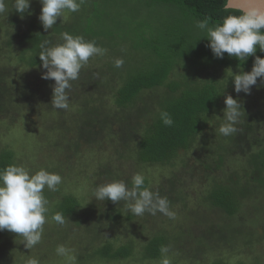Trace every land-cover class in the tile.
Segmentation results:
<instances>
[{
	"label": "trees",
	"instance_id": "1",
	"mask_svg": "<svg viewBox=\"0 0 264 264\" xmlns=\"http://www.w3.org/2000/svg\"><path fill=\"white\" fill-rule=\"evenodd\" d=\"M6 2L8 13L0 16V144L9 131L22 133L28 153L38 158L29 161L24 152L25 168L62 177L57 191L44 190L46 215L63 212L78 228L85 225L91 251L73 260L132 259L139 237L142 260H161L160 249L168 246L172 264H264V104L229 94L232 75L221 72H250L264 52L257 48L243 64L227 53L216 58L195 27L206 16L211 25L239 13H226V0H83L79 11H64L45 30L39 0H30L23 14L12 9L14 0ZM64 32L107 51L89 59L71 82L69 109L57 110L51 106L55 81L41 78L46 70L38 54L44 41L48 47L63 43ZM118 58L124 61L119 68ZM229 95L244 113L237 132L225 137L218 129ZM161 111L171 115L172 126L162 123ZM19 123L24 128L16 132ZM86 161V195L65 193L63 184L80 175L76 168ZM129 161L167 171L156 185L145 178V186L169 200L181 218L175 225H164L167 216L160 213L136 216L124 201L93 198L98 185L123 180L132 187ZM21 164L15 151L0 146V169ZM117 226L131 234L125 244L96 245ZM8 233L0 230V243L11 245L2 238ZM8 256L1 251L0 262L7 264Z\"/></svg>",
	"mask_w": 264,
	"mask_h": 264
},
{
	"label": "clouds",
	"instance_id": "2",
	"mask_svg": "<svg viewBox=\"0 0 264 264\" xmlns=\"http://www.w3.org/2000/svg\"><path fill=\"white\" fill-rule=\"evenodd\" d=\"M42 4L38 17L43 28H53L57 18L64 11L77 12L83 0H39ZM17 13L23 14L30 7V0H14L11 5ZM9 5L6 0H0V16L8 13ZM226 13L238 12V15L229 14L219 23L210 25L211 18L205 17L196 21L195 27L206 34L208 47L216 58L222 59L227 53L235 57L242 64L253 56L257 48L264 52V0H226L223 5ZM63 43L48 47L49 42L39 45L38 54L41 67L46 71L41 76L44 80H54L51 106L57 110H68L70 107L69 90L71 82L79 79L81 69L93 56L104 55L107 51L96 45L94 41H86L82 36H73L67 32L61 34ZM124 61L115 60V67L119 68ZM236 93H251L252 86L257 84V78L264 84V58L256 56L250 72L240 71L231 76ZM224 123L218 131L228 137L237 132L236 125L240 122L242 107L237 99L226 96ZM244 113V112H243ZM160 119L165 126H172L173 119L167 111H161ZM62 183V177L44 169L31 174L23 166L9 165L0 169V230H7L23 238L25 248L37 245L42 237L44 225L47 221L48 200L44 190L55 192ZM93 198L99 201L110 200L113 203L126 202V206L136 216L145 213L163 214L171 219L175 213L170 210V202L145 186V177L137 173L132 177V187L129 188L123 181H114L98 185ZM51 219L59 225L68 222L63 212H56ZM160 264H172L169 257L170 249L162 246L160 249ZM56 253L70 259L72 250L58 245ZM27 264H39L37 258H30Z\"/></svg>",
	"mask_w": 264,
	"mask_h": 264
},
{
	"label": "rangeland",
	"instance_id": "3",
	"mask_svg": "<svg viewBox=\"0 0 264 264\" xmlns=\"http://www.w3.org/2000/svg\"><path fill=\"white\" fill-rule=\"evenodd\" d=\"M156 15V13H153ZM157 15L164 19L166 18L167 14L163 13H157ZM222 73H225V75H234L237 74L236 70H221ZM247 73V72H246ZM254 91L250 93L249 95H245L243 92L236 93L234 91V85L228 87L229 94L237 95V97H245L248 102H254L255 104H264V84H261L260 81H257V84L252 86ZM254 95V96H253ZM253 98V99H251ZM257 107V106H256ZM23 124V123H22ZM23 126V125H22ZM21 127V123L17 125V128H15L16 132H19V129H23ZM8 135H4L1 140L2 144L0 146H6L13 151L17 153V156L22 159V164L20 166L27 167L30 165L29 161H35L38 160L37 157L32 158L30 153H28L27 142L25 139H22V133H13L8 132ZM32 142V140H31ZM24 152L27 153V156L30 157V160L27 161V156L24 158ZM90 156H87V159H89ZM93 158V157H91ZM88 161V160H87ZM83 162L82 164H79L76 168V172H80V175L77 177H70L67 179L66 184H63V191L65 190V193L73 194L77 198H81L82 196H85L87 193L86 190V180L83 178L88 172L91 170V166L88 162ZM44 160H39V164H44ZM126 165L130 167V172L132 173V177L140 173L145 178H147L152 185H156L158 182H160L164 176L167 175V171L165 172L164 169H162L158 165H143V166H137L133 165L132 162H127ZM32 166V165H31ZM84 171H87L83 173ZM178 208H181V204L177 206ZM175 213V212H174ZM171 219L169 217L163 218V224L168 226H173L179 219H181L179 216H176L175 213V219L171 221V223L168 222V220ZM69 220L71 222H69ZM70 223V224H69ZM75 225L73 219H68V222H66L63 225H59L56 222H54L52 219L47 217V221L45 223L46 232L44 231L41 237L40 242L35 245L32 248H25L23 244V238L20 237L18 234L10 232L6 236H2L3 239L9 240L11 242L10 244H5L4 241L0 243V252L6 251L9 254V258L6 257V263L7 264H27V261L30 258H37L39 260V264H82L77 263L75 260L70 259L67 256H59L56 253V248L58 245H63L66 248H69L72 250L71 255L74 256L75 254H78V256H75L76 258L79 257L81 252L85 251H91L89 246H86V238L85 235L82 234L84 229V224H80L82 227L78 228L76 226V230L73 231V226ZM48 226V227H47ZM6 233V232H5ZM131 237V234L127 233V230L123 229V227L117 226L115 228H110L105 232V235H102L100 240L96 243L97 246H103L105 243L110 241L113 243L114 248L118 247L119 245L125 244L126 241ZM81 239V240H79ZM80 241V242H79ZM144 242V239L135 238L134 245V257L132 259H125L121 261H108L103 260V262L98 259L93 260L90 264H160L161 260H142L141 255L139 254V246ZM89 249V250H87ZM11 250V251H9ZM35 251V252H34ZM37 251V252H36ZM89 251V252H90ZM80 252V253H77ZM86 254V253H85ZM223 258H226L223 254ZM238 258L232 259L231 262H236ZM1 264H5V262L1 261ZM88 264V263H86Z\"/></svg>",
	"mask_w": 264,
	"mask_h": 264
}]
</instances>
